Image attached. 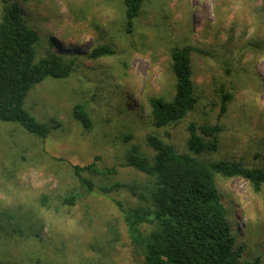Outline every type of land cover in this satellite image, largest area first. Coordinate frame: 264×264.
Listing matches in <instances>:
<instances>
[{"label":"rangeland","instance_id":"obj_1","mask_svg":"<svg viewBox=\"0 0 264 264\" xmlns=\"http://www.w3.org/2000/svg\"><path fill=\"white\" fill-rule=\"evenodd\" d=\"M37 32V57L47 51L73 58L66 78L33 86L24 108L48 128L45 139L0 121V259L3 264H139L120 212L140 205L132 187L143 175L122 167L130 145L146 151L156 133L186 151L187 126H222L205 160L227 159L264 168V4L251 0H143L129 33L122 0H8ZM2 0H0L1 13ZM108 45L115 55L88 58ZM191 46L195 109L178 124L156 129L146 99L172 93L169 50ZM201 50L203 53H199ZM222 89L231 96L220 113ZM81 105L91 127L72 116ZM130 136L129 141L125 138ZM94 162L111 175L93 176L87 194L72 168ZM119 184L103 194L99 188ZM236 221L241 259L264 264V188L219 179ZM75 197L73 205L63 199ZM232 205L230 208L228 205ZM118 232L114 241L111 230Z\"/></svg>","mask_w":264,"mask_h":264},{"label":"trees","instance_id":"obj_2","mask_svg":"<svg viewBox=\"0 0 264 264\" xmlns=\"http://www.w3.org/2000/svg\"><path fill=\"white\" fill-rule=\"evenodd\" d=\"M261 2L264 0H251ZM124 22L129 33L140 14L143 0H122ZM37 32L28 26L17 4L2 0L0 13V121L20 125L26 132L45 139L48 128L24 108L28 91L47 77L66 78L75 64L73 58L47 51L36 59ZM191 46H174L169 50L173 76L172 93L149 96L146 104L149 121L156 129L178 124L196 105L198 98L192 78ZM199 53H203L201 50ZM115 50L101 45L88 54L90 59L111 57ZM220 113L231 99L224 90L218 91ZM73 119L85 130L91 121L81 105L72 109ZM223 131L222 126L194 122L187 126V150H179L156 133L145 138L146 151L130 145L122 167L132 168L143 180L132 187L140 205L126 209L120 201L112 200L121 214L131 252L139 264H261L260 257L241 259L243 247L236 246L238 234L226 198H222L219 179H242L254 193L264 188V168L246 166L227 159L205 160L199 154L213 151ZM131 138L127 136L125 141ZM84 191L89 194L94 183L84 173L111 175L115 168L100 170L92 162L72 168ZM119 184L101 186L108 194ZM72 195L63 203L73 205ZM230 208L233 206L228 204ZM2 217L0 216V230ZM114 241L118 232L111 230ZM0 264H3L0 259Z\"/></svg>","mask_w":264,"mask_h":264}]
</instances>
